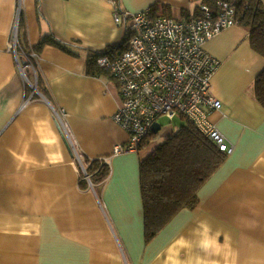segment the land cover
Masks as SVG:
<instances>
[{"label": "crops", "instance_id": "obj_1", "mask_svg": "<svg viewBox=\"0 0 264 264\" xmlns=\"http://www.w3.org/2000/svg\"><path fill=\"white\" fill-rule=\"evenodd\" d=\"M208 1L0 0V264H264V108L254 88L264 58L247 28L236 24L203 44L219 61L210 92L222 105L210 120L233 151L203 182L197 204L149 241L139 171L147 147L113 154L128 139L114 119L117 82L87 67L89 51L119 47L130 31L114 21L115 7L182 18ZM17 17L20 52L47 36L63 46L43 45L35 67L23 54L18 62L8 47ZM55 109L65 112L79 159ZM102 157L108 175L89 185L82 164Z\"/></svg>", "mask_w": 264, "mask_h": 264}, {"label": "built area", "instance_id": "obj_2", "mask_svg": "<svg viewBox=\"0 0 264 264\" xmlns=\"http://www.w3.org/2000/svg\"><path fill=\"white\" fill-rule=\"evenodd\" d=\"M122 19L131 32L127 48L95 59L117 82L120 105L114 119L128 133L126 143L116 144L113 154L137 152L160 116L191 121L221 151L232 153L233 146L210 120L212 111L222 105L210 92L211 77L219 61L204 50L203 44L238 24L234 0H218L215 9L202 4L197 14L182 18L154 15L150 8L131 13L115 7L114 21ZM17 24L18 17L8 47L18 61ZM31 56L37 57L34 53ZM64 115L63 109L53 111L63 139L79 159ZM98 160L108 164L109 157ZM82 172L81 179L91 185V174L84 164Z\"/></svg>", "mask_w": 264, "mask_h": 264}, {"label": "trees", "instance_id": "obj_3", "mask_svg": "<svg viewBox=\"0 0 264 264\" xmlns=\"http://www.w3.org/2000/svg\"><path fill=\"white\" fill-rule=\"evenodd\" d=\"M216 1L218 0H209L197 7L205 4L212 8ZM234 5L238 24L248 30L251 47L264 58V7L259 0H234ZM117 8L122 10L118 6ZM197 13L198 10L195 14ZM130 34L129 31L119 47L115 46L102 51H89L87 58L89 72L108 74L96 64L95 59L108 52L125 50ZM48 42L63 46L60 42L47 36L36 46L22 47L21 52L18 44V57L23 54L22 59L35 67L37 58L32 57L31 53L38 57V51ZM36 85L46 96V91L39 80ZM254 88L256 98L264 108V68L257 75ZM184 120L177 129L172 130L162 141L155 142L154 137L159 132H150L139 145V149L145 148L152 141L148 153L141 158L139 167L144 236L147 241L151 240L178 210L193 208L197 204L199 188L223 163L227 155L214 142L199 132L191 121ZM84 161L88 163L86 171L91 174L92 185L102 183L108 175L107 164L101 163L98 159H86ZM82 184L86 185L85 182Z\"/></svg>", "mask_w": 264, "mask_h": 264}, {"label": "rangeland", "instance_id": "obj_4", "mask_svg": "<svg viewBox=\"0 0 264 264\" xmlns=\"http://www.w3.org/2000/svg\"><path fill=\"white\" fill-rule=\"evenodd\" d=\"M165 15H167V14H165ZM167 16H170V15H167ZM157 122L161 125V130L159 131V133H157V135L154 137V139H155V142H160L164 139L165 134L168 132V130L177 129L183 123V120L179 116H176L173 120H169L168 118H166L164 116H160L158 118ZM151 143H152V141L147 144V146H146L147 149H146V151H144L145 154L150 149Z\"/></svg>", "mask_w": 264, "mask_h": 264}, {"label": "water", "instance_id": "obj_5", "mask_svg": "<svg viewBox=\"0 0 264 264\" xmlns=\"http://www.w3.org/2000/svg\"><path fill=\"white\" fill-rule=\"evenodd\" d=\"M33 89H35V86H33ZM160 128H161L160 124L157 121H154L152 126H151V132L157 133Z\"/></svg>", "mask_w": 264, "mask_h": 264}, {"label": "bare ground", "instance_id": "obj_6", "mask_svg": "<svg viewBox=\"0 0 264 264\" xmlns=\"http://www.w3.org/2000/svg\"><path fill=\"white\" fill-rule=\"evenodd\" d=\"M130 30V29H129ZM207 138V137H206ZM209 139V138H208Z\"/></svg>", "mask_w": 264, "mask_h": 264}]
</instances>
